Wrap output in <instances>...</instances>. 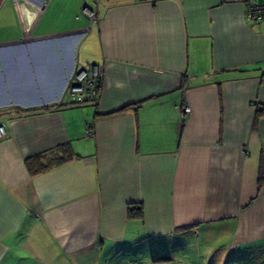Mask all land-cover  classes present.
<instances>
[{"label":"crops","instance_id":"crops-1","mask_svg":"<svg viewBox=\"0 0 264 264\" xmlns=\"http://www.w3.org/2000/svg\"><path fill=\"white\" fill-rule=\"evenodd\" d=\"M91 2L0 0V264H264V18ZM76 61L95 105L57 103Z\"/></svg>","mask_w":264,"mask_h":264},{"label":"built area","instance_id":"built-area-1","mask_svg":"<svg viewBox=\"0 0 264 264\" xmlns=\"http://www.w3.org/2000/svg\"><path fill=\"white\" fill-rule=\"evenodd\" d=\"M100 2V0H95ZM246 2V17L253 21H258L264 18V0H245ZM81 13L91 19L93 12L87 10L86 1L84 0ZM90 26L79 30L75 35H79L80 39L85 37L91 30ZM72 35L71 33L62 34L60 36ZM101 66L86 61L83 64H79L77 61L74 63L71 69L62 93L57 99L58 104H64L67 106H78L84 104L95 105L97 103V91L101 85ZM180 110V119H183L186 114L190 112L188 105L177 106ZM8 132L5 127V123L0 116V139L7 136ZM86 135L92 136L93 130L90 125L86 124Z\"/></svg>","mask_w":264,"mask_h":264},{"label":"rangeland","instance_id":"rangeland-1","mask_svg":"<svg viewBox=\"0 0 264 264\" xmlns=\"http://www.w3.org/2000/svg\"><path fill=\"white\" fill-rule=\"evenodd\" d=\"M85 1H86L87 10H91V6L93 5V3L91 2L92 0H85ZM201 242H203V241H201ZM201 242H199V243H201ZM202 245L204 246L205 243ZM197 247H199V246H197ZM127 258H128V256H125L124 258L121 259V257L118 256V258L114 262H112L111 264H129V260Z\"/></svg>","mask_w":264,"mask_h":264},{"label":"trees","instance_id":"trees-1","mask_svg":"<svg viewBox=\"0 0 264 264\" xmlns=\"http://www.w3.org/2000/svg\"><path fill=\"white\" fill-rule=\"evenodd\" d=\"M32 160L36 161L37 158H34ZM261 172H264V160H261L260 162V172H259L260 174L258 175L259 182L262 181V179H264V174H262Z\"/></svg>","mask_w":264,"mask_h":264}]
</instances>
